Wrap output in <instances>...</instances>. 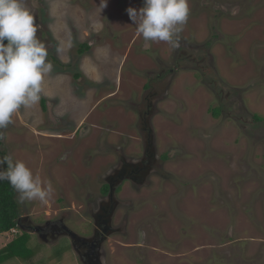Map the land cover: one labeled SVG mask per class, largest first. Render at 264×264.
I'll list each match as a JSON object with an SVG mask.
<instances>
[{"label":"rangeland","instance_id":"1","mask_svg":"<svg viewBox=\"0 0 264 264\" xmlns=\"http://www.w3.org/2000/svg\"><path fill=\"white\" fill-rule=\"evenodd\" d=\"M99 3L24 0L53 71L46 109L39 101L0 129V158L23 160L55 183L50 201L28 203L26 215L66 210L69 226L87 232L81 222L118 155L141 154L132 125L161 89L150 98L152 124L159 155L169 157L149 186L124 184L118 197L133 206L117 221L129 212L127 232L105 245L104 264H264V0H189L176 49L136 32L126 9L143 0H108L101 11ZM79 43L92 48L81 54ZM182 48L206 56V69L184 62L158 81ZM13 236L0 233V251ZM27 246L29 257L2 264H81L64 244L29 235Z\"/></svg>","mask_w":264,"mask_h":264},{"label":"clouds","instance_id":"2","mask_svg":"<svg viewBox=\"0 0 264 264\" xmlns=\"http://www.w3.org/2000/svg\"><path fill=\"white\" fill-rule=\"evenodd\" d=\"M107 3L108 0H100V11ZM190 11L189 0H143L141 7L126 9L136 32L145 41L165 42L173 49L180 46L179 34ZM37 32L34 14L24 0H0V129L7 128L18 111L31 109L41 101L45 79L53 71L47 46ZM81 45H88L85 53L92 48L88 43H79V49ZM60 51L58 47L57 52ZM4 180L18 194L20 204L39 201L46 205L55 192L50 181L42 180L23 160L11 155L0 158V181ZM16 228L3 234L18 235Z\"/></svg>","mask_w":264,"mask_h":264},{"label":"flooded vegetation","instance_id":"3","mask_svg":"<svg viewBox=\"0 0 264 264\" xmlns=\"http://www.w3.org/2000/svg\"><path fill=\"white\" fill-rule=\"evenodd\" d=\"M198 55L199 53H188L186 49L182 48L176 61L177 64L173 67L168 66V69L166 67L163 68L159 75L157 74V80L159 81L168 74L171 75L173 71H176L177 66H182L184 62L186 64L187 62L190 64L197 62V66L200 65L201 70L204 71L206 68L202 67L200 62L206 61L207 57L199 58ZM206 72L209 74L210 70ZM159 90L161 91V89ZM160 91H156L145 98V103H142V105L146 108L148 107L147 114L143 117V111H138V123L134 121L132 125V128L135 127L141 139V154L137 157L127 156L125 153L118 155L117 164L104 177V183L99 190V197L93 201L90 200L92 202L89 205V218L81 222L82 227L86 225L87 232L78 231L76 228L69 226V220L71 218L70 214L66 213V210L61 213L56 211L55 216H52V212L47 214L48 217L45 218H38L36 216L31 218L29 215H26L29 202L24 204L18 203V194L15 192L16 205L18 206L16 232L18 234L26 233L28 236H38L42 242H46V244L51 246L64 244L65 251L75 254L81 264H102L109 253L105 245L107 244L109 247L113 236L124 235L127 232L128 219L130 217L129 212L127 211L128 214L124 220H121L120 223L117 221L121 207L133 206L131 200H121L118 197V194L123 190L124 184L131 182L136 186V189L149 186L150 177L154 173L158 174L160 172L161 167H163L169 157L168 154L159 155L156 144L157 133L152 124V118L155 116V113H152V111L155 106L153 105L154 101H150V98L154 96L155 99ZM149 117L151 118L149 119ZM49 180L53 179L51 178ZM51 183L53 186L55 185L54 182L51 181ZM73 195H75L74 189L72 192ZM66 196L70 197V195ZM66 196L62 194L57 200L65 204ZM110 220L111 222L109 223Z\"/></svg>","mask_w":264,"mask_h":264},{"label":"trees","instance_id":"4","mask_svg":"<svg viewBox=\"0 0 264 264\" xmlns=\"http://www.w3.org/2000/svg\"><path fill=\"white\" fill-rule=\"evenodd\" d=\"M6 42V41H5ZM86 45L85 47H87ZM81 45L79 52L85 53L86 49ZM75 78L81 77L80 73H75ZM47 100L41 98V105L43 109H46ZM223 107H215L212 112L215 117H218L222 113ZM260 117L255 116L258 121ZM18 206L15 200V190L11 187L7 180L0 181V233L10 232L17 226ZM29 236L26 233H20L14 237L12 241L7 243L0 251V264L3 262L16 258H27L29 251L27 250V243ZM29 249V248H28ZM2 253V254H1Z\"/></svg>","mask_w":264,"mask_h":264},{"label":"water","instance_id":"5","mask_svg":"<svg viewBox=\"0 0 264 264\" xmlns=\"http://www.w3.org/2000/svg\"><path fill=\"white\" fill-rule=\"evenodd\" d=\"M111 222V220L109 221V223ZM103 264V263H102Z\"/></svg>","mask_w":264,"mask_h":264},{"label":"bare ground","instance_id":"6","mask_svg":"<svg viewBox=\"0 0 264 264\" xmlns=\"http://www.w3.org/2000/svg\"><path fill=\"white\" fill-rule=\"evenodd\" d=\"M235 31V30H234Z\"/></svg>","mask_w":264,"mask_h":264}]
</instances>
